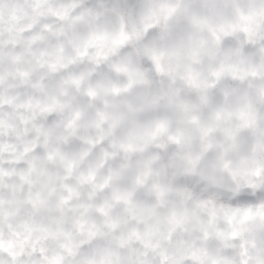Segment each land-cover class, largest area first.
I'll list each match as a JSON object with an SVG mask.
<instances>
[{
	"label": "clouds",
	"instance_id": "obj_1",
	"mask_svg": "<svg viewBox=\"0 0 264 264\" xmlns=\"http://www.w3.org/2000/svg\"><path fill=\"white\" fill-rule=\"evenodd\" d=\"M0 264H264V0H0Z\"/></svg>",
	"mask_w": 264,
	"mask_h": 264
}]
</instances>
